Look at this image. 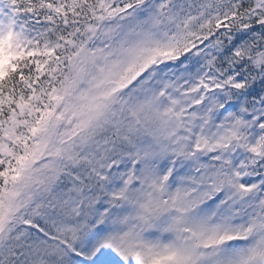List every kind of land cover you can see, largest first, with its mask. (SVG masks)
I'll list each match as a JSON object with an SVG mask.
<instances>
[{
	"label": "snow or ice",
	"instance_id": "6c2138e0",
	"mask_svg": "<svg viewBox=\"0 0 264 264\" xmlns=\"http://www.w3.org/2000/svg\"><path fill=\"white\" fill-rule=\"evenodd\" d=\"M0 264H264V0H0Z\"/></svg>",
	"mask_w": 264,
	"mask_h": 264
}]
</instances>
